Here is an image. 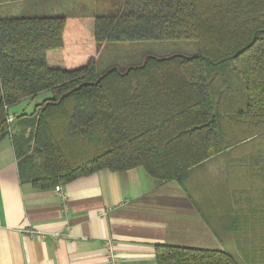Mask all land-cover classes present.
<instances>
[{
  "label": "trees",
  "instance_id": "obj_1",
  "mask_svg": "<svg viewBox=\"0 0 264 264\" xmlns=\"http://www.w3.org/2000/svg\"><path fill=\"white\" fill-rule=\"evenodd\" d=\"M120 1L111 15L0 18V141L10 137L21 183L135 168L177 180L237 143L223 140L225 120L264 118V0ZM176 41L197 53L97 74L96 46ZM45 93L11 123L9 108ZM155 259L239 264L224 250L171 245Z\"/></svg>",
  "mask_w": 264,
  "mask_h": 264
},
{
  "label": "crops",
  "instance_id": "obj_2",
  "mask_svg": "<svg viewBox=\"0 0 264 264\" xmlns=\"http://www.w3.org/2000/svg\"><path fill=\"white\" fill-rule=\"evenodd\" d=\"M31 10L19 17L58 16L49 15L54 8L47 4ZM44 98L48 94L25 100L35 104L31 113ZM239 106L244 109V101ZM16 114H9L13 124ZM224 125L232 128L226 127L223 140L237 143L177 180L158 181L142 168L103 170L56 185L60 195L56 186L21 183L5 137L0 264H108L109 244L116 264H157L158 245L224 250L239 264H264V118L241 117Z\"/></svg>",
  "mask_w": 264,
  "mask_h": 264
},
{
  "label": "rangeland",
  "instance_id": "obj_3",
  "mask_svg": "<svg viewBox=\"0 0 264 264\" xmlns=\"http://www.w3.org/2000/svg\"><path fill=\"white\" fill-rule=\"evenodd\" d=\"M47 4L54 8L49 15L62 16H96L111 15L120 9V0H27L21 5L12 6L0 5V18L19 17L22 10L31 9ZM23 11V12H25ZM197 43L194 41H176L163 43H107L103 46H96L95 59L97 74L102 75L111 68L124 71L143 63L149 56L164 57L173 54L193 55L197 50ZM50 96V95H49ZM35 108L28 101H23L9 109V114L16 115L30 114ZM15 129V128H14Z\"/></svg>",
  "mask_w": 264,
  "mask_h": 264
},
{
  "label": "built area",
  "instance_id": "obj_4",
  "mask_svg": "<svg viewBox=\"0 0 264 264\" xmlns=\"http://www.w3.org/2000/svg\"><path fill=\"white\" fill-rule=\"evenodd\" d=\"M10 121H11V119H10ZM55 192L60 195L61 194V187L60 186H56L55 187ZM111 248H112V246H111V244H109L107 246V251H109V252H108L107 256L105 257V259L107 260L108 264H116L115 256L112 255V253H111V250H112Z\"/></svg>",
  "mask_w": 264,
  "mask_h": 264
}]
</instances>
